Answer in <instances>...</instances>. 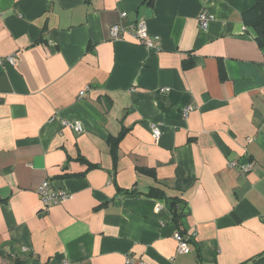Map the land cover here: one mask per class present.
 Here are the masks:
<instances>
[{
    "label": "crops",
    "instance_id": "0c3cea01",
    "mask_svg": "<svg viewBox=\"0 0 264 264\" xmlns=\"http://www.w3.org/2000/svg\"><path fill=\"white\" fill-rule=\"evenodd\" d=\"M255 2L0 0V264H264Z\"/></svg>",
    "mask_w": 264,
    "mask_h": 264
},
{
    "label": "built area",
    "instance_id": "2783aa9c",
    "mask_svg": "<svg viewBox=\"0 0 264 264\" xmlns=\"http://www.w3.org/2000/svg\"><path fill=\"white\" fill-rule=\"evenodd\" d=\"M126 13L122 14V17H126ZM199 21L201 28L203 30L208 29L209 24L211 22V17L203 12L199 15ZM129 33L133 39H135L139 44L145 45L146 47L149 48H154L155 44L153 39L149 37L147 30L142 24H135L131 27L130 31H127L122 27L121 25H115L111 28V36L112 38L116 39L121 33ZM9 61L11 63L15 62L14 57H9ZM162 93H167L169 92V89H161ZM85 94V91L81 92V96ZM192 107H187L184 109V115L187 116L190 111H192ZM64 125L72 130H74L76 133H80L82 131L81 125L79 123H70V122H65ZM151 131L153 136L158 139L161 136V130L157 125H151ZM231 167H239L243 173H248L252 170V164L248 163L246 165H239L237 162H232L230 164ZM38 193L41 198V204L43 208H50L56 205H59L66 201L69 197L70 194L67 191H55L52 190L49 182H44L39 188H38ZM175 239L178 243V253L180 254H189L192 252L191 246L189 244V238L181 233H176ZM65 264H70V263H65Z\"/></svg>",
    "mask_w": 264,
    "mask_h": 264
},
{
    "label": "trees",
    "instance_id": "16d2710c",
    "mask_svg": "<svg viewBox=\"0 0 264 264\" xmlns=\"http://www.w3.org/2000/svg\"><path fill=\"white\" fill-rule=\"evenodd\" d=\"M243 22L245 26L255 36L260 47H264V0H256L255 6L243 14ZM117 143L115 142L112 145V152L116 155ZM149 195H152L151 193ZM171 211L174 215V218L178 220L176 204L174 202L170 203ZM182 234V233H181ZM184 235V234H183ZM264 258V254L259 256L257 259L252 262H257ZM15 264H21L20 260H15Z\"/></svg>",
    "mask_w": 264,
    "mask_h": 264
}]
</instances>
